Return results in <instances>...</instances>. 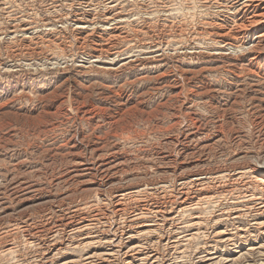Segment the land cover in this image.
Returning a JSON list of instances; mask_svg holds the SVG:
<instances>
[{
  "label": "rangeland",
  "instance_id": "rangeland-1",
  "mask_svg": "<svg viewBox=\"0 0 264 264\" xmlns=\"http://www.w3.org/2000/svg\"><path fill=\"white\" fill-rule=\"evenodd\" d=\"M237 2L0 0V264H264Z\"/></svg>",
  "mask_w": 264,
  "mask_h": 264
},
{
  "label": "bare ground",
  "instance_id": "bare-ground-1",
  "mask_svg": "<svg viewBox=\"0 0 264 264\" xmlns=\"http://www.w3.org/2000/svg\"><path fill=\"white\" fill-rule=\"evenodd\" d=\"M228 2V1H226ZM216 3V1H215ZM218 3V2H217ZM222 3V2H221ZM230 3V1L228 2ZM234 3V2H232ZM231 5V4H230ZM229 6V5H228ZM231 6H229L230 8ZM236 14H239V21L238 23L233 27L229 28L230 30L227 31V35L232 36V39H237V38H241L239 36H248L252 35L251 38L252 40L248 43V47L246 46V48H244L245 50L248 49L247 51L253 52L256 50H259L260 48H262L264 45V0H238L237 4H236ZM221 8V7H220ZM225 8V7H224ZM228 8V7H227ZM226 8V9H227ZM223 9H221L222 11ZM231 10V8H230ZM233 10V9H232ZM223 12V11H222ZM225 12V11H224ZM234 12V11H233ZM90 13V12H89ZM228 13V12H226ZM221 15V14H220ZM235 15V14H234ZM233 16V15H231ZM110 17V16H109ZM118 17V16H117ZM120 18V17H119ZM227 18V17H226ZM113 19V18H112ZM229 19H231V17H229ZM235 19V18H234ZM115 20V19H114ZM120 20V19H119ZM227 20V19H226ZM233 20V19H232ZM236 21V20H233ZM232 23V22H231ZM234 23V22H233ZM226 24V22H225ZM230 25V24H229ZM231 26V25H230ZM83 27V26H82ZM95 27V26H94ZM221 27V26H220ZM227 27V26H226ZM87 29V28H86ZM110 29V28H109ZM93 30V28H92ZM219 30V29H218ZM221 30V29H220ZM223 31V30H222ZM225 31V30H224ZM225 33V32H224ZM220 34V33H218ZM223 34V33H222ZM222 35H220L221 37ZM228 36V37H229ZM224 39V38H223ZM231 39V40H232ZM249 39V38H248ZM221 40V39H220ZM226 40V39H225ZM229 38V41H231ZM245 40V39H244ZM243 40V41H244ZM106 41V40H105ZM219 41V40H218ZM239 41V40H238ZM249 41V40H248ZM236 42V41H235ZM242 42V41H241ZM226 43V42H225ZM223 43V44H225ZM246 43V42H245ZM105 44V43H104ZM230 44V43H229ZM246 45V44H245ZM230 46V45H229ZM233 46V45H232ZM239 46V45H238ZM226 47V46H225ZM224 47V48H225ZM237 47V46H236ZM243 47V46H242ZM241 47V48H242ZM229 48V47H227ZM235 48V47H234ZM240 48V47H239ZM231 49V48H230ZM96 50V49H95ZM222 50V48H221ZM226 50V48H225ZM238 50V49H237ZM103 51V50H102ZM224 53V52H223ZM262 53V52H261ZM100 54V53H99ZM234 54V53H233ZM235 55V54H234ZM94 56V55H93ZM114 60V59H113ZM241 63V62H240ZM115 69V68H114ZM253 172L256 173L257 175L260 176V179L263 181L264 183V165L259 164L256 165L254 168L251 167ZM221 170V169H220ZM225 170V169H224ZM201 173V172H200ZM224 173V172H223ZM197 174V173H196ZM208 175V173L206 174V176ZM200 176V175H199ZM198 175H194L193 177H195V179L197 180H193V183H196L197 185H200L202 181L201 175L199 177ZM190 177V176H189ZM211 177V176H210ZM182 179V178H181ZM193 179V178H191ZM206 179V178H205ZM260 180V182H261ZM191 181V180H190ZM205 181V180H204ZM259 183V182H258ZM185 184V183H184ZM192 184V181H191ZM196 185V186H197ZM187 186V185H186ZM153 188V187H152ZM189 190V189H187ZM264 191V190H263ZM118 192V191H117ZM131 192V191H130ZM129 192V193H130ZM186 192V189H185ZM147 193V192H146ZM189 193V192H188ZM262 193V192H261ZM122 194V193H121ZM137 194V193H136ZM185 194V193H184ZM256 194V191H253V195ZM260 194V193H259ZM127 194H122L121 197L124 198ZM258 195V193H257ZM130 196V195H129ZM176 196V195H175ZM187 197V196H186ZM184 197V198H186ZM189 197V195H188ZM175 198V197H174ZM264 200V196L259 197L258 199L256 198H252V200L255 201H259V200ZM120 200V199H119ZM124 200V199H123ZM173 200V199H172ZM187 200V198H186ZM167 201V200H166ZM180 201V200H179ZM193 201V200H192ZM113 202V201H112ZM264 204V201H262ZM117 203V202H116ZM251 203V202H250ZM259 203V202H258ZM181 204V203H180ZM262 204V203H261ZM258 205V204H257ZM119 206V205H118ZM124 206V205H123ZM126 206V205H125ZM165 206V205H164ZM254 206V205H253ZM158 207V206H157ZM143 208V207H142ZM253 208V207H252ZM123 210V209H122ZM118 211V209H117ZM73 213V212H72ZM76 213V212H75ZM100 213V212H99ZM123 215V214H122ZM97 216V215H96ZM140 217V216H139ZM108 219V218H107ZM169 219V218H168ZM77 220V219H76ZM106 220V219H105ZM163 220V219H162ZM98 221V220H97ZM257 224V223H256ZM264 224V223H263ZM261 225V224H260ZM123 226V225H122ZM83 228V227H82ZM256 229V228H255ZM248 231V230H247ZM249 232V231H248ZM246 235V234H245ZM261 237V236H260ZM261 240V239H260ZM56 242V241H55ZM256 242V241H255ZM263 244V243H262ZM264 247L260 246V248Z\"/></svg>",
  "mask_w": 264,
  "mask_h": 264
}]
</instances>
